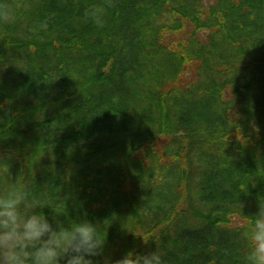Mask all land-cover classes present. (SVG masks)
Masks as SVG:
<instances>
[{"label":"trees","instance_id":"trees-1","mask_svg":"<svg viewBox=\"0 0 264 264\" xmlns=\"http://www.w3.org/2000/svg\"><path fill=\"white\" fill-rule=\"evenodd\" d=\"M4 8L0 191L9 172L46 215L100 224L113 260L242 264L264 202V0Z\"/></svg>","mask_w":264,"mask_h":264},{"label":"clouds","instance_id":"clouds-1","mask_svg":"<svg viewBox=\"0 0 264 264\" xmlns=\"http://www.w3.org/2000/svg\"><path fill=\"white\" fill-rule=\"evenodd\" d=\"M85 18L103 27L104 7L90 6ZM0 20L13 21L12 11L0 9ZM45 207L8 172L0 191V264H166V253L157 246L128 250L113 260L105 254L107 236L101 238L100 224L87 218L61 220L55 213L46 215ZM243 239L247 250L242 264H264V202L258 200L256 212L247 216Z\"/></svg>","mask_w":264,"mask_h":264}]
</instances>
